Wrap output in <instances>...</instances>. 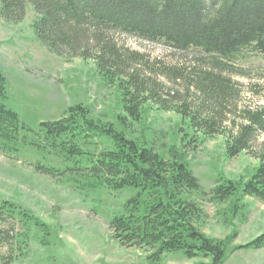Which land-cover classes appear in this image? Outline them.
Here are the masks:
<instances>
[{"label":"trees","instance_id":"16d2710c","mask_svg":"<svg viewBox=\"0 0 264 264\" xmlns=\"http://www.w3.org/2000/svg\"><path fill=\"white\" fill-rule=\"evenodd\" d=\"M28 4L36 12L33 25L42 44L59 56L93 59L104 78L118 85L128 116L138 120L146 104H155L189 120L207 138L225 135L230 157L246 152L260 161L245 183L223 178L212 190L216 199L264 200V140L259 141L264 105L241 106V84L227 71L228 62L245 53L264 57V0H0V14L19 23ZM121 34L194 51L198 60L209 57L210 62L189 75L176 67L153 69L118 40ZM6 98L7 78L0 71V99ZM26 147L73 162L69 169L91 189L136 190L110 228L123 246L154 250L148 264H166V254L200 259L195 264H225L236 250L264 248V233L239 246H233V237L206 235L196 224L202 209L190 198L201 185L185 155L173 150L167 158L112 123L100 124L83 104L34 130L0 102V152ZM30 214L12 201H0V223L16 219L26 228L23 234L13 228L11 235L0 227V264L16 259L11 253L15 237L20 248L28 244Z\"/></svg>","mask_w":264,"mask_h":264},{"label":"rangeland","instance_id":"374dc122","mask_svg":"<svg viewBox=\"0 0 264 264\" xmlns=\"http://www.w3.org/2000/svg\"><path fill=\"white\" fill-rule=\"evenodd\" d=\"M35 18L30 4L19 23L9 22L0 14V71L7 78V98L0 102L19 113L34 130L42 122L62 118L70 106L83 104L100 124L112 123L167 158L172 157L173 150L180 151L201 185L200 190L190 193L202 209L196 221L200 230L214 239L233 237V246L264 233V200L240 196L220 201L212 192L223 178L247 182L260 164L258 159L246 152L230 157L225 135L207 138L194 131L189 120L152 103L146 104L138 120L131 118L118 85L104 78L95 61L51 52L37 36ZM117 38L143 55L152 68L176 67L189 75L210 62L209 57L198 60L194 51H177L132 35ZM228 64V73L241 84L240 105H264V57L245 53ZM71 167L73 162L32 147L9 155L0 152V201H12L31 213L28 244L20 248L16 237L11 240L15 247L11 253L16 256L12 264H148L154 250L123 246L110 228L112 218L123 212L136 190L91 189ZM8 221L1 222L0 227L12 230L11 235L13 228L15 234L26 231L18 220ZM1 251L10 255L6 247ZM199 260L181 254L163 258L166 264H195ZM225 264H264V248L236 250Z\"/></svg>","mask_w":264,"mask_h":264}]
</instances>
